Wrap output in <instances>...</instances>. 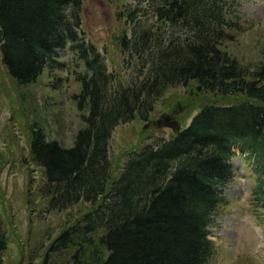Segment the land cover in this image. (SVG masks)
<instances>
[{
  "label": "trees",
  "instance_id": "obj_1",
  "mask_svg": "<svg viewBox=\"0 0 264 264\" xmlns=\"http://www.w3.org/2000/svg\"><path fill=\"white\" fill-rule=\"evenodd\" d=\"M130 1L117 12L131 28L119 45L138 68L122 85L82 35L83 0H0L1 63L17 85L51 69L57 48L68 46L84 67L73 95L83 125L72 145L30 125V157L47 181L48 208L94 206L46 252H67L63 264H210L215 247L208 226L234 174V147L255 160L256 192L264 199V64L244 65L221 48L241 30L236 0ZM191 81L228 103H203L169 139L128 152L113 176L114 127L135 114L146 120L167 88ZM6 243L0 218V264Z\"/></svg>",
  "mask_w": 264,
  "mask_h": 264
},
{
  "label": "rangeland",
  "instance_id": "obj_2",
  "mask_svg": "<svg viewBox=\"0 0 264 264\" xmlns=\"http://www.w3.org/2000/svg\"><path fill=\"white\" fill-rule=\"evenodd\" d=\"M236 1L241 30L232 31L234 39L221 48L244 65L264 64V0ZM125 3L133 5L130 0H83L81 12L84 39L103 55L107 71L122 85L130 83L138 68L137 59L119 45V37L131 36L126 18L117 16ZM56 53L52 68L45 66L26 86L16 84L0 56V218L7 236L3 264H42L44 258L45 264L49 260L63 264L67 252L48 255V245L67 224L94 207L79 202L61 210L48 208L47 181L30 157L31 124H38L47 138L66 147L83 125L73 98L80 91L76 74L84 73L83 63L68 46L57 48ZM196 86V81L171 86L155 101L146 120L135 114L133 120L114 127L108 142L113 176H118L128 152L146 144L156 146L176 133L156 126L163 115L172 114L180 130L203 103H228L197 91ZM233 151L234 174L221 188L224 202L208 226L215 247L210 264H264V199L256 192V162L236 147Z\"/></svg>",
  "mask_w": 264,
  "mask_h": 264
},
{
  "label": "water",
  "instance_id": "obj_3",
  "mask_svg": "<svg viewBox=\"0 0 264 264\" xmlns=\"http://www.w3.org/2000/svg\"><path fill=\"white\" fill-rule=\"evenodd\" d=\"M156 126H166V127H170L173 130H178L179 125L177 124V122L172 118V116L170 114H165L163 115L160 119L156 120Z\"/></svg>",
  "mask_w": 264,
  "mask_h": 264
}]
</instances>
